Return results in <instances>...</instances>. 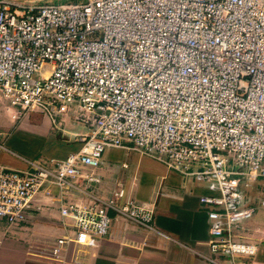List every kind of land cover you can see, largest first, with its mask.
<instances>
[{
  "label": "built area",
  "instance_id": "built-area-1",
  "mask_svg": "<svg viewBox=\"0 0 264 264\" xmlns=\"http://www.w3.org/2000/svg\"><path fill=\"white\" fill-rule=\"evenodd\" d=\"M0 100L18 117H70L82 128L72 134L78 150L62 160L0 166V224L26 223L40 192L87 194L104 152L126 149L210 192L199 197L207 264L256 256L236 232L256 212L246 188L264 181V0H0ZM87 195L83 205L60 204L69 230L35 257L59 261L69 246H96L111 214L153 228V210L122 185Z\"/></svg>",
  "mask_w": 264,
  "mask_h": 264
},
{
  "label": "crops",
  "instance_id": "crops-1",
  "mask_svg": "<svg viewBox=\"0 0 264 264\" xmlns=\"http://www.w3.org/2000/svg\"><path fill=\"white\" fill-rule=\"evenodd\" d=\"M65 118L53 122L36 112L18 117L0 100V166L24 171L26 160H62L77 151L72 134L82 128ZM93 173L100 182L87 194L106 198L122 185L129 198L153 210V228L111 214L108 234L96 246L73 245L59 261L41 259L35 254H44L69 230L60 204L83 205L88 195L68 191L61 201L56 190L49 196L40 192L26 223L0 224V264H207L209 222L207 208L199 203L200 196L210 194L204 184L169 170L156 158L116 148L104 152L102 165ZM262 186L257 180L245 190L246 203L256 212L236 237L258 247L254 258L242 260L245 264H264V193L255 192Z\"/></svg>",
  "mask_w": 264,
  "mask_h": 264
},
{
  "label": "rangeland",
  "instance_id": "rangeland-1",
  "mask_svg": "<svg viewBox=\"0 0 264 264\" xmlns=\"http://www.w3.org/2000/svg\"><path fill=\"white\" fill-rule=\"evenodd\" d=\"M16 1L19 2V3H21L24 0H16ZM82 1H84V0H27L26 3H23L21 5H27V4H31V5H42V4H47V3H58V2H60V3H76V2H82ZM27 2H29V3H27ZM261 182H262L263 186L261 188H258L255 191L258 194L264 193V181L261 180ZM263 196H264V194H262V197ZM29 251H32V250H29Z\"/></svg>",
  "mask_w": 264,
  "mask_h": 264
},
{
  "label": "bare ground",
  "instance_id": "bare-ground-1",
  "mask_svg": "<svg viewBox=\"0 0 264 264\" xmlns=\"http://www.w3.org/2000/svg\"><path fill=\"white\" fill-rule=\"evenodd\" d=\"M7 2H10V3H13V4H21V3H19V2H17L16 0H6Z\"/></svg>",
  "mask_w": 264,
  "mask_h": 264
},
{
  "label": "water",
  "instance_id": "water-1",
  "mask_svg": "<svg viewBox=\"0 0 264 264\" xmlns=\"http://www.w3.org/2000/svg\"><path fill=\"white\" fill-rule=\"evenodd\" d=\"M4 1H6V0H4ZM26 1L27 0H24L21 4H23V3H26ZM10 3V2H9ZM27 3H29V2H27ZM13 4V3H12ZM21 4H18V5H21ZM27 5H31V4H27Z\"/></svg>",
  "mask_w": 264,
  "mask_h": 264
}]
</instances>
